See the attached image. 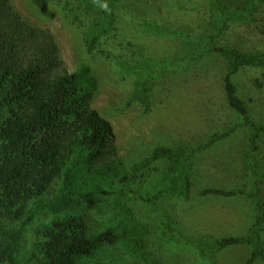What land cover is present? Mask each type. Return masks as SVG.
I'll return each mask as SVG.
<instances>
[{
	"label": "trees",
	"instance_id": "obj_1",
	"mask_svg": "<svg viewBox=\"0 0 264 264\" xmlns=\"http://www.w3.org/2000/svg\"><path fill=\"white\" fill-rule=\"evenodd\" d=\"M77 1L90 17L84 38L87 53L112 55L103 47L115 43L129 0ZM131 1L128 11L135 18L134 11L142 17L150 9L149 0ZM174 1L184 6L181 20L196 22L197 6H189L190 0ZM50 3L34 0L43 14L50 11ZM205 4L209 21L203 33L196 31L198 22L176 26L140 18L135 23L143 37L177 40L193 48L188 56L147 57L145 47L129 40L122 44L116 67L133 84L128 103L149 113L158 79L189 72L207 57L217 56L225 68L222 92L238 123L198 144L158 146L120 178L119 161L104 160L113 129L91 107L98 91L92 68L83 65L69 72L54 34L31 25L9 0H0V264H78L119 245L123 237L116 229L89 233L81 215L68 213L75 205L96 210L110 197L117 199L114 187L126 181L137 184V197L147 204L165 197L190 204L203 198H245L256 217L244 235L191 237L167 219L162 237L166 243L190 247L207 264H217L221 253L243 246L251 251L244 264L264 263V122L254 119L255 100L241 92L239 81L243 77L251 91H264V0H205ZM259 107L264 109V103ZM9 111L13 114L1 124ZM241 129L248 132L242 153L244 186L203 184L199 176L203 157ZM55 182L56 193L45 199ZM43 213L65 214L66 219L39 227L37 241L29 249L28 227Z\"/></svg>",
	"mask_w": 264,
	"mask_h": 264
},
{
	"label": "rangeland",
	"instance_id": "obj_2",
	"mask_svg": "<svg viewBox=\"0 0 264 264\" xmlns=\"http://www.w3.org/2000/svg\"><path fill=\"white\" fill-rule=\"evenodd\" d=\"M149 11L129 14L133 1L126 4L119 25V32L112 45H105L112 55L97 53L91 56L86 51L85 33L89 30L90 17L84 13L77 0H51L50 11L43 14L34 0H9L11 7L19 12L31 25L50 30L58 43L60 59L69 72H76L89 65L98 81V91L91 102L112 126L113 140L106 150L105 161H119L120 178L133 164L148 157L158 146L179 144L194 145L206 141L212 135L238 123L235 114L227 106L222 92L224 62L217 56H209L189 72H178L163 76L153 86V107L145 113L138 104L128 103L133 84L123 78L116 67L118 55H122V44L127 41L143 46L147 57L155 59L180 58L192 52L191 47L177 40L143 37L136 22L157 18L172 25L193 26L196 31L208 29V10L205 0H190L200 9L196 22L186 24L181 18L184 6L174 0H149ZM128 46V45H127ZM130 56L129 54H127ZM126 55V56H127ZM241 92L249 93L255 100L252 115L264 122V91H251L244 78H240ZM13 114V113H12ZM6 115L5 123L11 117ZM75 115L72 119H75ZM248 132L241 129L228 139L217 144L201 160L199 176L201 182L210 186L234 188L244 186L246 169L242 153L247 144ZM165 167V164H161ZM262 169L264 171V162ZM119 183V182H118ZM58 183L51 186L46 199L56 193ZM119 197H110L108 202L96 210L75 205L70 215L82 216L89 226V233L103 231L109 227L122 234L117 246L106 247L94 258H85L78 264H207L190 247L173 242L166 243L162 237L163 224L168 219L191 237L205 235H244L255 221V211L243 197L236 199L195 198L194 204L165 197L155 204H147L137 197V184L125 182L115 186ZM194 200V201H195ZM69 215V216H70ZM65 214H40L28 227L27 247L33 248L37 241L36 230L41 226L62 221ZM177 226V227H176ZM248 247H236L221 253L217 264H244L250 257ZM256 264H264L258 262Z\"/></svg>",
	"mask_w": 264,
	"mask_h": 264
}]
</instances>
